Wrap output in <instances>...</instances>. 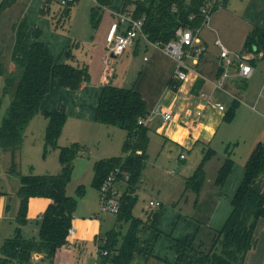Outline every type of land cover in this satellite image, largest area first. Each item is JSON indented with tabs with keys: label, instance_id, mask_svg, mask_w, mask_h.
Listing matches in <instances>:
<instances>
[{
	"label": "crops",
	"instance_id": "0c3cea01",
	"mask_svg": "<svg viewBox=\"0 0 264 264\" xmlns=\"http://www.w3.org/2000/svg\"><path fill=\"white\" fill-rule=\"evenodd\" d=\"M230 1H233L234 9L228 7ZM38 2L35 12H39L43 0ZM135 7L136 3H126L125 0L121 4L111 2L104 8L101 16L102 20H107L103 30L107 31L109 35L113 25L119 22V14L123 11L135 10ZM38 12L31 16L30 9L26 8L21 14V20L25 16H30L36 26L42 30L41 39L47 44L55 61L70 62L66 56V51L69 48L58 51L57 45L50 42V39L45 36V32L39 26L43 18L38 17ZM215 12L217 29L211 23L207 26L208 29L214 30L217 35L220 33L224 39L223 24L243 30V42H238L240 50L244 47L243 43H245L248 32L254 26L264 28V0H224L221 7ZM56 18L59 21L63 19L61 12L56 15ZM12 27L16 40L15 23ZM119 27L123 30L124 24H120ZM33 28H30L25 35L21 46L22 50L27 49L25 45L26 47L31 46L34 40L32 37ZM201 40L206 49L199 56L197 62L192 56L187 57L190 70L188 79L185 81L177 82L174 79L176 61L173 57L163 49L156 47L151 41L138 37L113 61V64H118L120 67L124 64V73L120 75L112 67L107 75L104 70L95 78V73L92 72V79L90 74V80L75 90L63 86L60 78L53 77L49 92L52 91L44 96L41 103L43 110L62 111L66 114V121L62 129L65 131L71 128L73 119H78V124L85 121L90 124L98 122L96 114L103 85L113 83L122 87H134L146 101L148 111L149 109L154 111L153 115L158 118V121L155 122L159 123L157 133L165 136L162 147L166 146L171 153L174 152V155L171 156L177 158L176 160L190 161L185 174L174 177L175 179L169 184L172 188V196L175 197L173 201L169 199L170 206L162 208L164 200L157 198L163 203L161 208L153 209L149 206L147 212H150L145 217L138 216L144 223L139 232V241L130 264H202L201 253L210 250L216 232L224 226L232 211L233 197L245 176V165L254 149L243 161L235 162L233 158V170L220 191L214 184L216 176L209 179L208 183L204 178L200 189H194L189 185V177L202 162L205 152L207 150L216 151L211 147V144L228 110L227 107L231 106L230 102L226 101L228 96H247L255 82L254 77L257 70L264 73L263 52H255L256 47L254 46L253 59H251L254 67L252 77L241 78L237 75L235 68H232L231 74L219 86L218 80L221 74L219 51L207 52V41L203 34ZM105 41L103 45H105ZM236 46L234 47L237 48ZM12 64L11 74L15 71L13 61ZM239 79L250 82L249 88L243 90L238 82ZM15 84L11 88L15 89ZM217 103L223 104L225 109L220 110ZM158 107L169 111L173 115L172 118L164 120L162 115L158 114ZM198 111L201 113L199 114ZM149 112L152 114L151 111ZM71 115L73 117L70 123ZM147 126L149 128V121ZM183 152H189L190 156L184 155L181 158ZM220 166L217 168V172ZM174 172L175 170H172V174H170L173 176ZM204 173H206L205 170ZM10 175L14 176L8 168L0 171V250L4 240L13 234L17 226L21 227L25 237H37L39 235V220L51 201L46 196H31L25 210L26 222L19 223L18 215L24 206L22 198L18 194L20 178ZM262 176L261 174L254 179L252 187L264 195V186L260 183ZM11 178H14V183ZM141 181H143V176ZM139 189L140 186L137 192ZM182 196L185 200L182 205H179ZM160 197L162 196L160 195ZM156 212L157 214L154 216ZM101 214L100 212L95 213L90 219L75 215L73 219L74 232L69 234L68 242L57 250L53 261H49L42 254L35 252L29 263L99 264L98 237L103 236V216ZM254 239V246L247 253L243 264H264V217L258 219ZM185 242L188 245L184 246L185 244H183L182 246V243Z\"/></svg>",
	"mask_w": 264,
	"mask_h": 264
},
{
	"label": "trees",
	"instance_id": "16d2710c",
	"mask_svg": "<svg viewBox=\"0 0 264 264\" xmlns=\"http://www.w3.org/2000/svg\"><path fill=\"white\" fill-rule=\"evenodd\" d=\"M50 0H43V13ZM61 18H69L71 4L68 0ZM112 0H94L92 19L95 25L101 19L103 10ZM130 2V0H128ZM135 17L145 15L144 30L150 40L168 42L176 37L180 26L203 27L204 18L200 6L204 0H135ZM178 10L173 12L172 6ZM194 16L193 18H190ZM33 42L22 50V42L30 28ZM42 30L36 26L30 16H25L16 28V40L12 52L15 71L6 78L3 92L14 86L15 92L2 117L0 127V151H11L21 148L26 136V129L35 116L41 111L44 96L51 88V79L60 78L63 86L78 89L90 80V73L84 66L68 61H55L47 44L41 39ZM262 51L264 55V28L254 26L247 34L242 50ZM71 55L69 49L66 56ZM1 72V61H0ZM236 100L227 110L224 118L232 119L235 115ZM47 116L45 130V151L49 147L60 149L61 168L54 174H21L17 164L9 169L12 174L20 176L18 194L23 201V209L18 215V222H26L25 210L31 196H46L51 199L48 207L39 220V235L25 237L20 226L7 237L0 250V264H25L31 262L33 253L37 252L53 261L57 250L68 242L70 228L78 206V197L67 192L71 179L74 161L79 155L77 144L60 146L59 136L66 121L62 111L44 110ZM150 112L146 101L134 87H122L113 83L103 85L98 100L96 120L106 125H115L127 130L122 153L101 158L94 164L95 177L93 186L100 188L110 170L120 167L130 173V178L121 198V208L115 225L103 236L98 237L99 264H130L139 241V232L144 221L135 216L133 207L137 201V190L146 167L147 146L149 142L147 124H139L141 117L148 118ZM140 151V152H139ZM213 154L206 151L202 162L189 177V185L200 189L203 184L204 162ZM234 167V160L228 154L220 166L214 184L218 191L222 189ZM245 176L232 200V211L224 226L216 232L214 242L208 252L201 253L202 264H243L249 250L254 246V231L260 217H264V195L252 187L254 179L264 173V144L259 142L246 162ZM83 185L77 188L78 195H83ZM157 212L154 214L156 216ZM104 238V239H103ZM181 244V243H180ZM106 251V253H104Z\"/></svg>",
	"mask_w": 264,
	"mask_h": 264
},
{
	"label": "rangeland",
	"instance_id": "374dc122",
	"mask_svg": "<svg viewBox=\"0 0 264 264\" xmlns=\"http://www.w3.org/2000/svg\"><path fill=\"white\" fill-rule=\"evenodd\" d=\"M38 1L0 0V127L2 117L15 92V89L11 87L7 89L6 93L3 92L6 78L11 74L13 66L12 52L15 32L12 26L15 23V28H17L21 20V14L26 8L30 9L31 16L36 14L38 12H35L36 6L39 3ZM111 2L121 4L123 0H112ZM125 2L127 3L128 0H125ZM132 2L133 0H130L128 3ZM68 3V0H50L43 13L41 12L42 3L38 17L43 18V20L39 26L45 32V36L50 39V42L57 45L58 51L67 50L68 48L71 50V55L68 57L70 62L79 63L81 66L86 67L91 74V79L92 72L93 74L95 73L96 78L105 70L103 54L108 46V32L103 30V28L107 20L100 19L98 24L95 25L91 16L93 0H76L71 4L69 18L59 21L56 15L62 12ZM228 7L230 9L235 8L233 1H230ZM215 17L216 12L214 11L210 23L217 29ZM58 22L59 25H57ZM223 33L226 40L220 33L217 35L214 30L208 29L207 25L202 28L201 35L203 34L207 41V52H220L216 44L217 39H220L229 49L240 50L238 42H243L242 36L244 31L237 27H229L223 24ZM104 40H106L105 45H103ZM25 48L28 49L29 47L25 45ZM112 67L120 75L125 72L124 64L120 67L118 64L112 63ZM19 73L17 69L15 71L17 77ZM254 79L255 82L247 96H228L226 100L230 104L235 101L234 99L237 100L235 115L230 120L225 118L222 120L211 144V147L216 151H213V154L204 162L205 181L207 183L209 179L216 176L217 168L222 165L228 154L234 158L235 162L243 161L259 142L264 144V73L257 70ZM238 82H240L243 90L248 89L250 86V82L246 80L239 79ZM247 82L248 85H246ZM43 111L42 109L36 113L30 121L21 148L11 151H0V171L7 168L9 170L11 165L16 163L21 174H54L59 172L61 168L59 162L60 149L58 147H49L45 151L44 136L47 126V116ZM149 111L152 114H150L147 132L149 142L147 146L146 167L143 171V181L139 183L138 198L133 207L135 215L144 217L150 212H147L150 199L162 198L164 200L162 208L170 206L169 199L173 201L175 197L172 196V188L169 184L175 179L174 177H180L185 174L187 164H190L188 160H176L177 158L171 156L174 155V152L171 153L170 149L166 146L162 147L165 136L163 137L157 133L159 123L155 122L158 121V118L153 115L154 111L150 109ZM72 117V115L69 117L70 123ZM78 123V119L72 120L71 128L61 132L58 144H77L79 146V155L74 161L72 176L67 185V192L72 196L78 197L75 215L90 219L95 213L101 211L99 191L92 184L95 177L94 164L102 157H111L122 153L123 141L127 136V130L119 126H108L99 124L98 122H94L93 124L86 121L81 124ZM183 154L190 156L189 152H183ZM172 170H175L173 173L175 175L173 176L171 175ZM13 175L10 176L20 178L18 174ZM262 175L260 183L264 186V173ZM14 178H11L13 183ZM80 185H83L85 189L83 195H78L77 193V188ZM184 200V196H182L179 205H182ZM101 215L103 216L102 230L104 236L115 225L117 215L110 212H103ZM183 244H185L184 246L188 245L187 242L182 243V246Z\"/></svg>",
	"mask_w": 264,
	"mask_h": 264
},
{
	"label": "built area",
	"instance_id": "2783aa9c",
	"mask_svg": "<svg viewBox=\"0 0 264 264\" xmlns=\"http://www.w3.org/2000/svg\"><path fill=\"white\" fill-rule=\"evenodd\" d=\"M134 1V0H133ZM224 0H204L200 6V14L203 15L205 25L210 24V19L214 11L221 7ZM178 8L174 4L172 11H177ZM191 16L190 18H193ZM145 15L141 17L134 16V9L123 11L119 14V22L115 23L108 35V46L103 55L105 62V73H109L112 69L114 59L128 48L138 37H143L147 41H151L156 47L163 49L167 54L173 57L176 61V69L174 72V79L177 82H182L188 79V72L190 65L187 62V57L192 56L197 62L199 56L205 51V46L201 40V27L180 26L176 30V37L168 42L152 41L144 30ZM124 24V29L121 30L119 25ZM218 45L219 60L221 66V74L218 80V85L221 86L222 81L231 74V69L235 68L238 76L244 79H249L254 73V67L251 62L253 59V52L244 50H232L226 47L220 39L216 40ZM220 110H224L225 106L217 103ZM158 114L162 115L164 120L172 118L169 111H164L158 107ZM200 114L201 111H198ZM149 118L141 117L139 124H147ZM140 152V151H139ZM184 154L181 155V158ZM130 178L128 171L122 170L120 167H115L109 171L104 178L99 191L101 211L118 214L121 208V198L125 191ZM163 205L159 199H150L149 206L153 209L161 208ZM74 232V227L70 228L69 234ZM105 238V236H103ZM103 238V239H104ZM99 247V244H98ZM106 253V251H104Z\"/></svg>",
	"mask_w": 264,
	"mask_h": 264
}]
</instances>
